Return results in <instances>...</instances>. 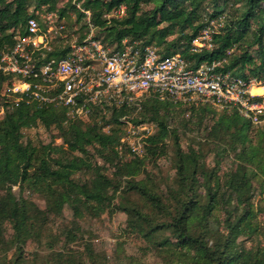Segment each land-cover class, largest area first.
Wrapping results in <instances>:
<instances>
[{"label": "trees", "instance_id": "16d2710c", "mask_svg": "<svg viewBox=\"0 0 264 264\" xmlns=\"http://www.w3.org/2000/svg\"><path fill=\"white\" fill-rule=\"evenodd\" d=\"M32 0H0V58L11 48L16 30L25 34V24L32 12ZM59 0H34L35 7L54 10ZM90 12L91 23L104 35L102 42L119 48L123 40L139 41L142 46L160 43L161 58L180 53L193 67L201 63L222 62L219 72L231 73L245 80L264 79V0H77ZM124 5L125 15L106 20L103 16ZM228 6L234 10L225 14ZM71 9L75 6L71 5ZM64 10L59 11L61 17ZM84 17L79 13V19ZM223 19V25L212 36L211 50L191 53L189 46L211 22ZM176 34L175 38H167ZM255 49L256 56L251 54ZM67 52L53 49L46 56L58 57ZM148 97V96H147ZM168 101L149 95L141 103L138 116L127 106L107 108L108 119L101 108L92 107L90 123L67 118L61 106L39 105L27 95L16 105L0 106V250L5 244L14 250V258L5 264H23L24 246L38 240L49 214H61L68 206L75 219L84 215L98 218L120 211L128 216V227L149 242L156 234L169 232L170 237L156 242L170 264H264V224L257 218L252 202V182L264 184V128L254 126L235 109L221 114L205 105L192 113L202 123L210 117L208 136L234 152V168L220 178L217 167L207 170L195 150L184 152L177 142L176 130L170 128L172 108ZM197 111V112H196ZM124 118V120H123ZM126 121L135 125L156 124V133L145 140L144 155L128 161L118 148ZM41 125L55 129L62 146H37L22 141V130ZM109 126L107 132L103 128ZM173 139L172 169L175 184L164 194L155 191L150 180H137L145 159L165 154V139ZM254 137V138H253ZM90 149L111 171V177L94 160ZM55 154L58 156L54 157ZM87 172L81 182L74 176ZM199 176L202 184H199ZM17 187L40 194L46 210L29 207L25 198L14 195ZM200 188L204 191L200 192ZM137 194L150 213L120 199L114 204L113 194ZM7 228L11 236L5 235ZM257 237L261 243L246 249L244 241ZM90 264H94L89 249Z\"/></svg>", "mask_w": 264, "mask_h": 264}, {"label": "built area", "instance_id": "2783aa9c", "mask_svg": "<svg viewBox=\"0 0 264 264\" xmlns=\"http://www.w3.org/2000/svg\"><path fill=\"white\" fill-rule=\"evenodd\" d=\"M125 11L120 5L103 17L120 19ZM82 14L88 16L89 11L82 10ZM63 29V25L58 26L57 37H62ZM52 31L50 26L42 30L34 11L26 21L24 35L18 30L12 32L14 44L3 50L0 58V79L9 80L8 91L15 96L13 105L27 95L39 105L65 107L68 119H82L91 114L92 107L105 113L107 108L135 106L154 95L160 100L235 109L254 127L264 128V79L245 80L219 72L222 62L218 61L193 67L180 53L161 58L153 45L142 46L139 41L123 40L115 48L87 37L79 43L66 41L64 55L48 58L55 38L50 36ZM214 33L210 26L205 28L189 51L211 50ZM124 127L121 146L141 157L153 124L126 121Z\"/></svg>", "mask_w": 264, "mask_h": 264}, {"label": "rangeland", "instance_id": "374dc122", "mask_svg": "<svg viewBox=\"0 0 264 264\" xmlns=\"http://www.w3.org/2000/svg\"><path fill=\"white\" fill-rule=\"evenodd\" d=\"M31 1L29 12L37 11L42 30L45 31L49 26L53 28L51 35L52 46L55 50H63L68 43L82 42L87 37L104 40V35L98 32V28L91 23V15L79 19V13L84 10L81 7V2L77 0H59L54 10L49 11L47 6L35 8V3ZM75 6L77 12L71 9L70 6ZM225 14L230 13L235 7L228 6ZM64 10L63 15L59 16V11ZM51 15V20L47 16ZM63 25L62 37H57L58 26ZM89 25H92L90 27ZM223 25V19L211 22L209 26L213 32H218ZM208 26V27H209ZM176 34L167 38L168 41L175 38ZM57 37V38H56ZM156 50L161 53L163 46L153 44ZM255 49L251 50V54L256 56ZM9 81V80H8ZM0 79V106L5 102L10 105L14 103V95L9 93V82ZM149 97V96H148ZM143 98L137 105L129 106L131 114L129 118L138 116L141 110V103L147 99ZM160 100V99H159ZM160 101L171 102L172 120L170 128L176 130L177 142L182 151L187 152L189 148L199 153L200 159L205 163L207 170L217 167V175L220 178H225L226 174L233 170L235 163L234 152L231 150L224 152L222 144L213 141L208 136L209 127L212 125L210 117H206L202 123L198 122V115L192 113L193 110H198L200 105L197 103L171 101L163 99ZM215 109V108H214ZM217 114H221L220 109H215ZM197 112V111H196ZM105 118L108 119L110 111L106 109ZM3 113L0 112V119L3 118ZM72 120H79L76 117L70 116ZM83 122L90 123V115L82 116ZM124 120V118H123ZM109 126L103 128L107 132ZM125 127L123 126V130ZM256 130L263 128L254 127ZM157 127L153 123L152 134L156 133ZM22 141L31 142L33 145L46 146L50 145L53 149L62 146V140L55 129L46 130L40 124L30 129L22 130ZM254 138V137H253ZM165 154L156 159H145L143 172L137 177V180L149 179V185L153 187L159 194H164L168 186L175 184V172L172 169V160L174 157L173 139L169 136L165 139ZM119 153L125 161H128L136 156L128 151L124 146L118 148ZM145 151V149L143 150ZM90 154L94 160L103 167L105 173L111 177L112 171L95 155L94 150L90 149ZM144 155V152H143ZM142 155V156H143ZM58 156L55 154L54 157ZM141 156V157H142ZM90 177L87 172H81L74 176L76 181H85ZM199 184H202L201 176ZM200 188V192L203 193ZM14 195L25 198L28 205L32 209L39 211L46 210L45 199L38 193H33L25 190L21 195L17 187L13 188ZM252 202L257 210V218L261 225L264 224V184L261 181L253 180L252 182ZM1 194V193H0ZM114 204L122 200H126L131 205L141 209L145 213H150L148 205L135 193H123L120 189L114 194ZM12 231L7 228L5 235L11 236ZM169 232L156 234L153 241L149 242L141 235L133 232L128 227V216L120 211L114 213H105L98 218H92L84 215L82 218L75 219L68 206H64L61 214L47 216V220L42 225L40 238L38 240H28L24 246L23 264H90L89 252H92V257L95 260L94 264H170L167 255L156 245V242L169 238ZM246 249L255 248L261 245L257 237H252L243 243ZM11 258H14V250L10 249L8 244H5L0 250V264H5Z\"/></svg>", "mask_w": 264, "mask_h": 264}]
</instances>
